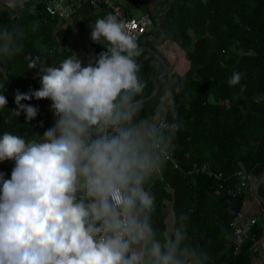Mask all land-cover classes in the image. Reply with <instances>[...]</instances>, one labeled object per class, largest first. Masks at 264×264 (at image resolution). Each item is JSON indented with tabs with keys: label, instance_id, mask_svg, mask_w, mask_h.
<instances>
[{
	"label": "clouds",
	"instance_id": "obj_1",
	"mask_svg": "<svg viewBox=\"0 0 264 264\" xmlns=\"http://www.w3.org/2000/svg\"><path fill=\"white\" fill-rule=\"evenodd\" d=\"M24 4L0 0L13 13ZM21 36L0 27V58L15 53ZM90 39L106 49L92 63L82 66L75 53L58 66L31 60L40 87L14 93L15 117L34 119L38 107L21 101L47 99L55 121L28 140L0 134V162H13L9 178L0 172V264H206L207 253L188 242L186 214L162 235L154 225L148 186L174 133L138 119L139 45L110 13L95 20Z\"/></svg>",
	"mask_w": 264,
	"mask_h": 264
},
{
	"label": "trees",
	"instance_id": "obj_2",
	"mask_svg": "<svg viewBox=\"0 0 264 264\" xmlns=\"http://www.w3.org/2000/svg\"><path fill=\"white\" fill-rule=\"evenodd\" d=\"M127 1L128 6L131 2L142 6V0ZM168 2L161 0L159 9ZM93 11L87 4L74 6L70 24H64L77 27L78 23L90 22L93 27L96 19L108 14L100 9L95 16ZM62 21L47 17L42 6L31 0L14 13L0 8V27L17 28L22 33L15 53L0 58V86L4 85L7 100L0 109V134L8 131L28 140L54 124L47 99L21 101L39 109L27 122L23 112L15 117L10 110L16 108V90L40 87L38 70L29 68L31 60L47 67L71 55L63 32L55 30ZM159 25L164 30L162 43L179 47L189 68L181 75H171V67L161 54L149 53L137 42L141 50L136 57L138 78L144 88L136 99L151 95L153 79H158L156 94L141 103L139 120L155 114L171 76V104L159 124L171 126L166 130L174 133L172 148L161 178L148 186L155 196L154 225L164 234V208L170 202L174 222L186 214L188 242L207 253L206 264H248V250L261 239L254 230L257 225L247 227L243 223L248 216L241 207L253 176L264 170V0H174L161 14ZM155 34L159 35L156 28ZM150 43L155 45L152 40ZM95 44L93 54L106 50L102 44ZM164 66L167 72L159 78ZM233 72L241 73V79L229 86ZM195 162L207 163L209 174L191 172ZM0 172L7 179L11 168L0 162ZM237 172L250 176L242 187ZM239 227L249 236L234 254L235 230Z\"/></svg>",
	"mask_w": 264,
	"mask_h": 264
},
{
	"label": "crops",
	"instance_id": "obj_3",
	"mask_svg": "<svg viewBox=\"0 0 264 264\" xmlns=\"http://www.w3.org/2000/svg\"><path fill=\"white\" fill-rule=\"evenodd\" d=\"M120 1L127 15H135V12L137 11V9H139L141 13L149 12L151 17H153V16H156V14L160 11L159 3L161 0H142V3H141L142 6L139 5V7L134 6L135 4H132V2H131V5L128 6L127 0H120ZM26 3H27V0H25V4ZM93 12H94L93 15L96 16L98 12H100V10H96V11L94 10ZM59 21H62V20H59ZM70 22H71V17L67 19H63L61 23L57 22L55 26V30H60L63 32L62 34L65 38V41L70 45L71 55L75 53L76 56L81 60L82 66L92 63L94 58L97 56V54H93V51H92L93 46L96 44L90 39V30L92 29L91 27L92 24H90V22L89 24L86 22L85 24L78 23L77 27H66L68 24H70ZM64 23H67V25L65 26ZM81 25H84V27H80ZM155 28L156 27H149L147 29V32L145 34V36H147V38L145 39V44L147 45L148 48L151 49L152 53L154 52L155 55L157 54L158 56L161 54L168 61L171 67V75L183 74L189 68V62L188 60H186L185 54L175 44H169V43L165 44L162 42L157 43L156 41H154L153 38L159 36L155 34ZM150 40L155 42V45H152L150 43ZM59 63L60 62H55L53 63L52 66H58ZM163 75L164 74L162 72L159 75V78H161ZM170 77L168 81V88L166 89L164 96L162 97L159 105L157 106L155 114L152 117L142 120V121L147 122V123L159 124L160 120L165 116L167 109L171 104V94H170L171 78ZM155 78L157 79V77H154V79ZM37 84H40L39 76L37 77ZM153 88H154V84H153ZM152 93H153V90H152ZM151 95L146 96L142 99H139L138 101L142 103L144 102L143 101L144 99L149 100L154 96L153 95L151 98H149ZM3 163H5V165L8 166V163H13V162L6 160V161H3ZM157 177L161 178V172L151 180L150 184H152V182L156 180ZM250 184H251L250 189L247 191V194L243 200L241 209H242L243 214H246L247 216H257L259 218L257 227L254 228V230H258L257 234L260 236L259 238L264 240V220H263L264 218V170L260 172L258 175L253 176V181ZM168 191H172V190L168 189ZM165 205L166 206L164 209L166 211V219H165L166 228H165L164 233H166L169 230L170 226H172L174 223L172 205L170 204V202L165 203ZM261 219L263 220V222L260 224ZM248 254L250 256L248 264H264V250L260 249L257 244L250 247V250H248Z\"/></svg>",
	"mask_w": 264,
	"mask_h": 264
},
{
	"label": "built area",
	"instance_id": "obj_4",
	"mask_svg": "<svg viewBox=\"0 0 264 264\" xmlns=\"http://www.w3.org/2000/svg\"><path fill=\"white\" fill-rule=\"evenodd\" d=\"M31 3L41 5L47 17H55L59 19L69 18L72 14L74 6L80 7L81 4H87L93 10L101 9L108 14L110 13L115 15L119 20L124 21L127 31L136 40V42H138L147 32V29L152 26V19L149 12H143L138 16L127 15L120 0H65V3H62L61 0H31ZM136 7H139V4H136ZM43 21H45L44 17ZM160 124L165 125L166 128H171L169 123L164 122ZM173 167L176 168L177 165L174 163ZM191 172L195 174H209L207 170V163L195 162L191 168ZM237 175L238 178L242 179V181L239 182L240 187L244 186L245 181L250 178L248 175H243L242 172H237ZM218 176L220 177V173ZM239 216L243 217L242 212H240ZM258 220L259 218L257 216H248L244 218L243 223L247 227H252L257 225ZM235 235L236 246L234 247L233 253L237 254L249 235L242 227L235 230ZM257 245L260 249L264 250L263 239H260Z\"/></svg>",
	"mask_w": 264,
	"mask_h": 264
},
{
	"label": "water",
	"instance_id": "obj_5",
	"mask_svg": "<svg viewBox=\"0 0 264 264\" xmlns=\"http://www.w3.org/2000/svg\"><path fill=\"white\" fill-rule=\"evenodd\" d=\"M174 0H169V2L167 3L166 7H163L155 16L154 20H153V25L154 27H156V29L159 31V36L158 37H154L153 40L156 41L157 43H161L163 41V37H164V30L163 28L159 25V19L161 14L168 10L172 4H173ZM147 38V36H143L142 39L140 40L141 45L150 53H152L151 49L147 47V45L145 44V39ZM154 54V52L152 53ZM167 71L166 67H164L163 69V74H165ZM157 92V79H154V88H153V93L152 95L149 97L151 98L155 93ZM31 100V99H30ZM146 99H144L143 101H145ZM8 166L12 169L13 167V163H8Z\"/></svg>",
	"mask_w": 264,
	"mask_h": 264
},
{
	"label": "rangeland",
	"instance_id": "obj_6",
	"mask_svg": "<svg viewBox=\"0 0 264 264\" xmlns=\"http://www.w3.org/2000/svg\"><path fill=\"white\" fill-rule=\"evenodd\" d=\"M62 3H65V0H61ZM141 14V11L139 9H137V11L135 12V16H138Z\"/></svg>",
	"mask_w": 264,
	"mask_h": 264
}]
</instances>
